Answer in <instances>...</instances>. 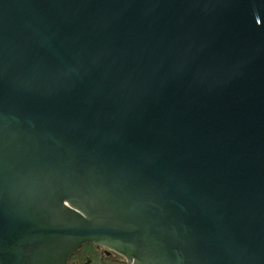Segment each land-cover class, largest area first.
Returning <instances> with one entry per match:
<instances>
[{"label": "water", "instance_id": "1", "mask_svg": "<svg viewBox=\"0 0 264 264\" xmlns=\"http://www.w3.org/2000/svg\"><path fill=\"white\" fill-rule=\"evenodd\" d=\"M264 264V0H0V264Z\"/></svg>", "mask_w": 264, "mask_h": 264}, {"label": "trees", "instance_id": "2", "mask_svg": "<svg viewBox=\"0 0 264 264\" xmlns=\"http://www.w3.org/2000/svg\"><path fill=\"white\" fill-rule=\"evenodd\" d=\"M69 264H128L125 257L115 251L87 243L78 248L69 259Z\"/></svg>", "mask_w": 264, "mask_h": 264}]
</instances>
